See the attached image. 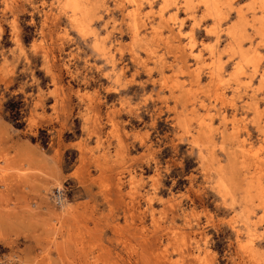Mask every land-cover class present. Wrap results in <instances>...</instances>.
<instances>
[{
    "label": "rangeland",
    "instance_id": "1",
    "mask_svg": "<svg viewBox=\"0 0 264 264\" xmlns=\"http://www.w3.org/2000/svg\"><path fill=\"white\" fill-rule=\"evenodd\" d=\"M67 1L0 0V264H264V0Z\"/></svg>",
    "mask_w": 264,
    "mask_h": 264
},
{
    "label": "bare ground",
    "instance_id": "2",
    "mask_svg": "<svg viewBox=\"0 0 264 264\" xmlns=\"http://www.w3.org/2000/svg\"><path fill=\"white\" fill-rule=\"evenodd\" d=\"M204 3L203 4H205L206 5V7L208 6V7H211V6H214L215 8H218V0H202ZM222 2V1H221ZM67 3L69 4V6L70 7H72V9H73V11H74V14H75V20L76 21H78L79 22V24H80V26L82 27L81 29H84L85 28V25H83V24H81V19H80V17L78 16L79 15V13H82V14H85V11H84V8L81 6V4H80V0H68L67 1ZM140 7V6H139ZM209 10H211V9H209ZM162 15V14H161ZM170 17H171V15H170ZM163 20H165V19H163ZM167 22H168V20H167ZM173 29V28H172ZM154 31V30H153ZM238 31V30H237ZM154 33V32H153ZM157 33H158V30H157ZM154 34H156V33H154ZM241 35V34H240ZM178 37V36H177ZM194 39V38H193ZM180 40V39H179ZM234 42V41H233ZM235 43V42H234ZM192 44V43H191ZM241 47V46H240ZM243 50V49H242ZM246 51V50H245ZM247 52V51H246ZM239 54V53H238ZM237 54V55H238ZM236 55V56H237ZM239 56V55H238ZM255 57V56H254ZM261 57H262V54H261ZM262 59V58H261ZM199 60V59H198ZM201 60V59H200ZM246 61V60H245ZM254 62V61H253ZM245 63V62H244ZM250 63V62H249ZM255 64H259V61H258V63H255ZM255 64H252L253 66L255 65ZM257 65L255 66V68L257 67ZM240 66V65H239ZM246 67V66H245ZM242 69V68H241ZM240 69V70H241ZM243 69H244V67H243ZM211 72V71H210ZM218 72H219V70H218ZM243 72V71H242ZM241 73V72H240ZM219 74H220V72H219ZM221 75V74H220ZM263 76V75H262ZM262 78H264V76L262 77ZM217 88H219V87H217ZM221 91V90H220ZM219 97V96H218ZM259 98V97H258ZM260 98H262V97H260ZM223 99L224 98H222V101H223ZM235 110H236V108H235ZM236 124V123H235ZM240 141V140H239ZM240 144V143H239ZM242 145V144H241ZM211 147V146H210ZM209 147V148H210ZM242 148V147H241ZM243 149V148H242ZM247 149V148H246ZM250 149H252V148H250ZM250 149H248V150H250ZM254 151V150H253ZM209 152V151H208ZM252 152V151H251ZM250 153V152H249ZM251 158V157H250ZM257 158V157H256ZM255 158V159H256ZM259 158V157H258ZM257 160V159H256ZM255 160V161H256ZM261 160V159H260ZM262 162H263V160H261ZM260 161V162H261ZM250 172V171H249ZM252 199V198H251ZM64 204V203H63Z\"/></svg>",
    "mask_w": 264,
    "mask_h": 264
},
{
    "label": "trees",
    "instance_id": "3",
    "mask_svg": "<svg viewBox=\"0 0 264 264\" xmlns=\"http://www.w3.org/2000/svg\"><path fill=\"white\" fill-rule=\"evenodd\" d=\"M14 99L9 100L5 106L6 111L10 112L11 117H7L9 120H11L15 126L22 127L24 125V122H17L16 120L22 118V101L14 102Z\"/></svg>",
    "mask_w": 264,
    "mask_h": 264
},
{
    "label": "built area",
    "instance_id": "4",
    "mask_svg": "<svg viewBox=\"0 0 264 264\" xmlns=\"http://www.w3.org/2000/svg\"><path fill=\"white\" fill-rule=\"evenodd\" d=\"M54 200L58 205H62L65 201V190L64 188H58L54 194Z\"/></svg>",
    "mask_w": 264,
    "mask_h": 264
}]
</instances>
